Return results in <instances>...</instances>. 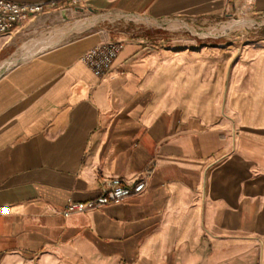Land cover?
Returning <instances> with one entry per match:
<instances>
[{"label": "crops", "instance_id": "1", "mask_svg": "<svg viewBox=\"0 0 264 264\" xmlns=\"http://www.w3.org/2000/svg\"><path fill=\"white\" fill-rule=\"evenodd\" d=\"M12 1L56 6L0 35V264H264V58L234 63L223 107L203 52L143 31L241 3ZM81 16L144 26L83 34ZM112 40L122 48L98 77L81 56ZM114 177L145 189L62 214Z\"/></svg>", "mask_w": 264, "mask_h": 264}, {"label": "rangeland", "instance_id": "2", "mask_svg": "<svg viewBox=\"0 0 264 264\" xmlns=\"http://www.w3.org/2000/svg\"><path fill=\"white\" fill-rule=\"evenodd\" d=\"M251 3V6L248 2L241 3V13L235 16L209 20L203 24L193 25L175 21L168 22L163 26H156L155 23L150 25L148 21H144L143 31H156L162 38H167L168 41L173 40L176 47L188 44L184 48H188L189 52H203L201 62L207 74V92L214 90L219 79L222 85L219 100L224 107L234 63L251 64L258 57L264 58V10L258 11L255 7V0ZM85 18L92 21H90L91 24L87 28L79 31L83 34L98 31L105 26L117 35L129 32L130 29L135 30V27H139V29L143 27L137 24L139 20L135 18H132L136 22L133 23L132 21L122 20L117 16L104 17V21L98 24L96 22L98 17L89 16L72 18L70 21L81 22ZM57 29L55 28L50 33L51 38L59 35ZM164 45L171 46L172 44ZM176 50L186 49L178 48ZM240 57H243V60H239Z\"/></svg>", "mask_w": 264, "mask_h": 264}, {"label": "built area", "instance_id": "3", "mask_svg": "<svg viewBox=\"0 0 264 264\" xmlns=\"http://www.w3.org/2000/svg\"><path fill=\"white\" fill-rule=\"evenodd\" d=\"M67 5H77L83 0H63ZM233 3L248 2L251 6L253 0H229ZM54 2H15L12 0H0V35L12 31L18 23L28 20L35 15L47 12L55 8ZM241 13V11H240ZM139 27H135V30ZM122 42L112 40L95 45L87 49L81 59L88 65L94 75L101 77L111 67L112 63L120 53ZM145 182L137 180L134 182L125 181L114 177L107 182L100 193L89 200L83 202H67L62 214L68 216L75 212L98 208L109 203H119L133 194L144 191Z\"/></svg>", "mask_w": 264, "mask_h": 264}, {"label": "bare ground", "instance_id": "4", "mask_svg": "<svg viewBox=\"0 0 264 264\" xmlns=\"http://www.w3.org/2000/svg\"><path fill=\"white\" fill-rule=\"evenodd\" d=\"M84 23L87 24V23H89V21H88V20H84V21L81 20V22H79V21L76 22V23L74 22V25H73V27H71V28H78V29H79V28H80V25H81V24H84ZM240 23H241V22H240ZM72 24H73V23H72ZM90 24H91V23H90ZM244 25H245V24H244ZM68 26H69V25H68ZM240 26H241V25H240ZM242 26H243V25H242ZM81 28H82V27H81ZM64 30H65V29H64ZM69 30H70V29H69ZM62 31H63V30H62ZM55 36H56V35H55ZM53 37H54V36H53Z\"/></svg>", "mask_w": 264, "mask_h": 264}]
</instances>
